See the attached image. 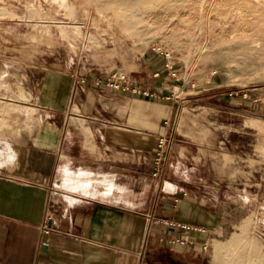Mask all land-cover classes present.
<instances>
[{"label": "rangeland", "instance_id": "374dc122", "mask_svg": "<svg viewBox=\"0 0 264 264\" xmlns=\"http://www.w3.org/2000/svg\"><path fill=\"white\" fill-rule=\"evenodd\" d=\"M63 1L0 0V156L31 144L53 109L89 138V81L135 97L155 199L178 186L203 210L209 264H264V0ZM128 82L158 96L106 86ZM117 126L112 140L133 144Z\"/></svg>", "mask_w": 264, "mask_h": 264}, {"label": "crops", "instance_id": "0c3cea01", "mask_svg": "<svg viewBox=\"0 0 264 264\" xmlns=\"http://www.w3.org/2000/svg\"><path fill=\"white\" fill-rule=\"evenodd\" d=\"M78 105L89 138L53 109L31 144L0 156L18 162L0 166V264H209L203 210L174 184L155 199L143 103L89 81ZM117 125L136 143L112 140Z\"/></svg>", "mask_w": 264, "mask_h": 264}, {"label": "built area", "instance_id": "2783aa9c", "mask_svg": "<svg viewBox=\"0 0 264 264\" xmlns=\"http://www.w3.org/2000/svg\"><path fill=\"white\" fill-rule=\"evenodd\" d=\"M101 82L98 81V84H100ZM106 86L108 87H116V89H119L121 92H125L128 94H132L134 96H142V97H154L156 98L157 92L149 90L144 88L142 85H140L139 83H130L128 82L127 84H122L120 85H112L109 83H106ZM166 145V141L164 139H161L159 146L164 147ZM183 227L185 228H189V226L184 225ZM45 231L48 232V229H45ZM205 249H208V242L205 243L204 246Z\"/></svg>", "mask_w": 264, "mask_h": 264}, {"label": "bare ground", "instance_id": "6f19581e", "mask_svg": "<svg viewBox=\"0 0 264 264\" xmlns=\"http://www.w3.org/2000/svg\"><path fill=\"white\" fill-rule=\"evenodd\" d=\"M93 3L94 2H96V3H98V4H101L103 7L102 8H107L108 7V4H109V1H118V3L119 2H123V1H126V0H106V1H104V0H91ZM64 3L66 2V0H64L63 1ZM89 2V1H88ZM92 3V4H93ZM89 4H90V2H89ZM229 4H230V1H229ZM231 6V5H230ZM66 7H68L67 5H66ZM131 9V7H127V9H126V13L128 14V15H131V14H133L136 10H130ZM246 10H248V9H246ZM240 11H241V9H240ZM243 11V10H242ZM140 12V11H139ZM243 12H245V11H243ZM136 13V12H135ZM134 13V14H135ZM248 14H249V12H247ZM240 14H243L242 12H240ZM245 14H246V12H245ZM252 14V13H251ZM250 15V14H249ZM241 16H244V15H241ZM127 27H128V29L129 30H131V31H133V32H138L139 31V29L137 28V26H135V25H127ZM125 30V29H124Z\"/></svg>", "mask_w": 264, "mask_h": 264}]
</instances>
